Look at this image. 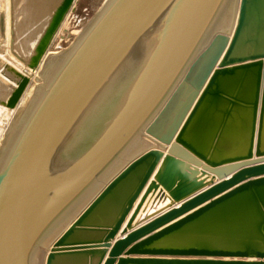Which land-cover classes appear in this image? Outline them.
Listing matches in <instances>:
<instances>
[{
	"label": "water",
	"instance_id": "obj_1",
	"mask_svg": "<svg viewBox=\"0 0 264 264\" xmlns=\"http://www.w3.org/2000/svg\"><path fill=\"white\" fill-rule=\"evenodd\" d=\"M19 1L0 6V56L25 68L0 57L9 110L77 2ZM25 4L40 30L28 52ZM57 61L0 164V264H35L49 238L45 264H264V0H107ZM239 75L252 78L244 100ZM223 102L252 110L235 157L197 138L231 116Z\"/></svg>",
	"mask_w": 264,
	"mask_h": 264
},
{
	"label": "crops",
	"instance_id": "obj_2",
	"mask_svg": "<svg viewBox=\"0 0 264 264\" xmlns=\"http://www.w3.org/2000/svg\"><path fill=\"white\" fill-rule=\"evenodd\" d=\"M251 79L252 78L250 76L246 78V77H242L241 75L230 79L233 84L235 83L236 87L233 93H235L234 95L238 99L244 100L246 99V97H250L251 92H252ZM227 84H229V82ZM262 93H263V80H262V87H261V92H260L258 114H260V111H261ZM237 104L244 108L231 109V104H229L228 102H223L222 112H228L231 114V116L226 118L221 113L220 115H217L216 117H214V119L212 117L211 119H213L214 124H211L212 122L211 120L209 125L207 127H203L202 130L200 131V133L202 134L198 135L197 137L200 140L199 141L200 146L212 149V153H217L216 151H218L224 154L223 157L225 158L235 157V155L244 154L247 152V147L249 146L251 132H252V122H251L252 110L244 106V104H241L240 102H238ZM257 131H258V125H257ZM256 138H257V134H256ZM143 142H145V145L147 146V148H151L155 146L154 142L148 139L144 138ZM263 144H264V133H263ZM147 148L143 150L141 149L138 152H136L134 157L137 156L142 151L146 150ZM172 209H175V208H172ZM151 221L130 231L123 238H125L130 233L137 231L141 227L147 225ZM158 231L159 230H157L156 232ZM99 234L100 233H91L88 236L90 237L94 236L95 238L96 237L98 238L100 237ZM123 238L121 237V235H118L115 241L121 240ZM124 258H127V257H124Z\"/></svg>",
	"mask_w": 264,
	"mask_h": 264
},
{
	"label": "rangeland",
	"instance_id": "obj_3",
	"mask_svg": "<svg viewBox=\"0 0 264 264\" xmlns=\"http://www.w3.org/2000/svg\"><path fill=\"white\" fill-rule=\"evenodd\" d=\"M3 1L6 2L7 10L9 13V0H0V6H1V4H3ZM22 2H23V0L16 3L15 11L19 10L20 6L22 5ZM106 2H107V0H77V2L74 5V8L69 13L61 31L56 36V38H55V40H54V42L50 48L51 55H58V54L61 55V53L65 55L66 52H69L77 44V42L84 35V33L87 31V29L90 27V25L94 22V20L99 16V14L101 13L102 9L104 8ZM61 37H63V38H61ZM19 39H21V37H19ZM7 46H8V43H7ZM7 54H8L7 58L4 57L3 55H1L0 57L5 59V61L8 63H10L9 61H11L12 63H14V65H12V63H10L12 66H14L15 68H17L23 72V70H25V68L22 66V64L16 58H14L11 55V53H9L8 49H7ZM19 66H21L20 67L21 69L19 68ZM51 66L52 65L49 63L48 66L45 67V69H43V73L45 70L44 78H45L46 82L51 77L52 69L54 72V67H51ZM48 70H49V73L47 72ZM42 77H43V75L40 74V78H42ZM35 86H37L38 88L42 87V86L38 85L35 81L31 80V84L29 85V87L33 88ZM41 89H43V87ZM0 126H5V124L1 123ZM6 131H7V133L6 134L4 133V136L2 135L3 139L0 138V147L3 143V141L5 142V140H7V143H9L10 139H12L13 131H12V134L9 136V138H7V135L10 134L11 129L7 128ZM0 137H1V134H0ZM3 147L5 149V145ZM3 155H4V153H3ZM129 158H130V156H129ZM123 161H124V163L122 165L126 164L128 159L125 157V158H123ZM122 165H120V166H122ZM120 166H118L117 168L119 169ZM67 226H68V223L63 225L62 228L60 226L61 229L60 228H58V229H60V231H62ZM54 233L52 234L51 238L52 237L53 238L58 237V233L57 234H54ZM52 242H53V239H51V240H50V238L47 239L43 244L44 246L40 247L37 250V252L35 254L36 255L35 256L36 257L35 258V264H45L47 253H48V248L50 247ZM249 261H257V260L251 259Z\"/></svg>",
	"mask_w": 264,
	"mask_h": 264
},
{
	"label": "bare ground",
	"instance_id": "obj_4",
	"mask_svg": "<svg viewBox=\"0 0 264 264\" xmlns=\"http://www.w3.org/2000/svg\"><path fill=\"white\" fill-rule=\"evenodd\" d=\"M28 4L30 6L31 2H28ZM22 14L25 15V19L24 22L22 24H19L18 27L16 28L17 30V34L19 35V37H21V39L19 40L21 43V48L24 49V51L28 52L32 47H34L35 45V41H36V37L39 34V28H37V32L34 30V25L33 20L30 17V7L28 5H24L21 8ZM9 22L7 19V37L9 38ZM63 38V37H61ZM65 38V37H64ZM19 43V44H20ZM58 54V53H57ZM64 55V54H63ZM59 59V54L58 55H51V53H48L45 58L43 59V61L41 62L39 69L37 71H35L34 73H31V80L35 81L38 85L43 86L42 84H46V80L44 78V73H43V69H45V67L48 66L49 63H51L50 61H52V59ZM56 59V62H52L51 63V67H54V72L56 70V68L58 67V62ZM10 63H12L11 61H9ZM12 65H14V63H12ZM50 67V68H51ZM23 72L25 73V70H23ZM49 73V70L47 71ZM53 69L51 72V77L54 74ZM30 73V72H27ZM38 73V74H37ZM40 74L43 75L42 78H40ZM50 77V78H51ZM49 78V79H50ZM1 87V96H5V94H9V91H7V93H3L5 90L2 86ZM42 87H29L27 89V91H25L22 99L20 100L18 106L14 109V110H9L5 107H0V124H5V126H0V134L2 138V135L4 136V133L6 134L7 131L6 129L9 128L11 129V132L9 135H7V138H9V136L12 134L13 131V136L14 133H16V131H18V127H20V124L23 122L24 118L27 116V114L31 111L34 103L36 102V100L39 98L40 94H41V89ZM12 126V127H11ZM13 136L12 139H10L9 143H7V140H5V142L3 141L1 147H0V164L2 163V161L5 158L6 155V149L7 147H9L8 145L11 144V141L13 140ZM3 139V138H2ZM7 144V145H6ZM5 145V149L4 146ZM4 153V155H3ZM35 263V262H34Z\"/></svg>",
	"mask_w": 264,
	"mask_h": 264
}]
</instances>
